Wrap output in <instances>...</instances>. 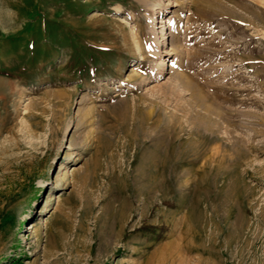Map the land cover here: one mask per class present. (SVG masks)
<instances>
[{"label": "rangeland", "instance_id": "rangeland-1", "mask_svg": "<svg viewBox=\"0 0 264 264\" xmlns=\"http://www.w3.org/2000/svg\"><path fill=\"white\" fill-rule=\"evenodd\" d=\"M0 264H264V0H0Z\"/></svg>", "mask_w": 264, "mask_h": 264}, {"label": "bare ground", "instance_id": "bare-ground-1", "mask_svg": "<svg viewBox=\"0 0 264 264\" xmlns=\"http://www.w3.org/2000/svg\"><path fill=\"white\" fill-rule=\"evenodd\" d=\"M164 35V38H165V34H163ZM58 180H59V178H58Z\"/></svg>", "mask_w": 264, "mask_h": 264}, {"label": "trees", "instance_id": "trees-1", "mask_svg": "<svg viewBox=\"0 0 264 264\" xmlns=\"http://www.w3.org/2000/svg\"><path fill=\"white\" fill-rule=\"evenodd\" d=\"M150 230H154L153 228H150Z\"/></svg>", "mask_w": 264, "mask_h": 264}]
</instances>
